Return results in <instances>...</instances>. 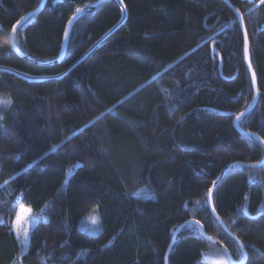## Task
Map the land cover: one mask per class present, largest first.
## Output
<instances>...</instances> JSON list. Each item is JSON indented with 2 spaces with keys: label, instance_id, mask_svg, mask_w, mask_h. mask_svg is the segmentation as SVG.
Listing matches in <instances>:
<instances>
[{
  "label": "trees",
  "instance_id": "1",
  "mask_svg": "<svg viewBox=\"0 0 264 264\" xmlns=\"http://www.w3.org/2000/svg\"><path fill=\"white\" fill-rule=\"evenodd\" d=\"M41 1L0 0V90L17 101L0 129V264H165L189 220L242 261L207 203L226 167L264 159V146L233 125L255 91L230 7L104 0L56 62L70 19L99 0H48L17 31L21 57L2 38ZM229 1L259 91L238 124L264 141V0ZM213 203L245 264H264V165L229 170ZM21 206L38 220L27 247L13 233ZM95 209L100 231L80 230ZM169 264L231 263L191 224Z\"/></svg>",
  "mask_w": 264,
  "mask_h": 264
},
{
  "label": "water",
  "instance_id": "2",
  "mask_svg": "<svg viewBox=\"0 0 264 264\" xmlns=\"http://www.w3.org/2000/svg\"><path fill=\"white\" fill-rule=\"evenodd\" d=\"M48 0H42L39 7L31 12L28 13L27 15H25L24 17H22L17 24L13 27L12 30V34H17V31L33 16L37 15L38 13H40L45 5L47 4ZM104 0H99L95 3H93L89 8L87 9H83L81 11H78L68 22L66 30H65V34H64V38H63V43H62V47H61V51L59 54V57L57 58L56 62L62 60L66 53H67V49H68V43H69V38H70V34L71 31L74 27V25L76 24V22L78 20H80L83 16L93 12ZM229 7L230 9L233 11V13L236 15L239 24L241 26L242 32H243V36H244V58H245V62L246 65L248 67V70L250 72L251 75V80H252V84L254 87V91H255V97L253 102L250 104V106L244 110L243 112H241L238 116H236L234 118V122L233 125L235 127V129L244 136H248V137H252L254 138L256 141H258L260 144H262L264 146V141L255 133L253 132H249V131H245L243 129H241L239 127V121L241 118L245 117L246 115H248L249 113H251L257 106L258 101H259V91H258V84H257V78H256V74L255 71L252 67V63H251V59H250V51H249V38H248V34L245 28V23L243 20V16L241 14V12L236 9L229 0H223ZM19 56L24 57L25 55L17 48V46L13 49ZM243 114V115H242ZM264 165V159L262 161H260L259 163H255V164H248V163H242V162H235L232 163L231 165H229L228 167H226L221 173L220 175L216 178V180L214 181L212 188L209 191V194L207 196V203H208V207L210 208V211L212 212L213 216L215 217V219L217 220V222L221 225V227L233 238L235 239V241L239 244L240 249L242 251L243 254V260L238 262L235 261L234 258L232 257V255L230 254V252L223 246L221 245L218 241H216L215 239L209 237L206 233L205 230L202 226L201 223H199L196 220H189L186 221L185 223H183L182 225H180L174 232L173 237L171 239V243L168 247L167 253H166V263L165 264H169V256L170 253L175 245L176 239L178 234L188 225L191 224H195L199 227L201 235L208 240L210 243H212L213 245L217 246L219 249H221L225 255L227 256L229 262L231 264H245L246 260H247V251L245 249V247L243 246V244L241 243V241L239 239H237L226 227L225 223L223 222V220L219 217V215L217 214V212L215 211V207H214V203H213V194L215 192V189L217 188L218 184L220 183V181L224 178V176L228 173L229 170H231L232 168L236 167V166H244L247 168H251V169H256V168H260L261 166ZM247 215V214H246Z\"/></svg>",
  "mask_w": 264,
  "mask_h": 264
},
{
  "label": "rangeland",
  "instance_id": "3",
  "mask_svg": "<svg viewBox=\"0 0 264 264\" xmlns=\"http://www.w3.org/2000/svg\"><path fill=\"white\" fill-rule=\"evenodd\" d=\"M141 197L148 196V192L140 194ZM38 220L33 217L30 208L21 206L13 227L15 236L20 237L24 246H28L31 231L37 226ZM79 229L88 233L95 234L100 231V216L97 209L93 210L89 215L82 219ZM88 254V250L83 249L77 255L76 260L84 259Z\"/></svg>",
  "mask_w": 264,
  "mask_h": 264
},
{
  "label": "clouds",
  "instance_id": "4",
  "mask_svg": "<svg viewBox=\"0 0 264 264\" xmlns=\"http://www.w3.org/2000/svg\"><path fill=\"white\" fill-rule=\"evenodd\" d=\"M3 43L10 48H15L20 42L15 34L10 33L7 37L2 38ZM16 98L11 92L0 90V129L6 127L8 115L16 111Z\"/></svg>",
  "mask_w": 264,
  "mask_h": 264
},
{
  "label": "snow or ice",
  "instance_id": "5",
  "mask_svg": "<svg viewBox=\"0 0 264 264\" xmlns=\"http://www.w3.org/2000/svg\"><path fill=\"white\" fill-rule=\"evenodd\" d=\"M243 115V114H242Z\"/></svg>",
  "mask_w": 264,
  "mask_h": 264
}]
</instances>
